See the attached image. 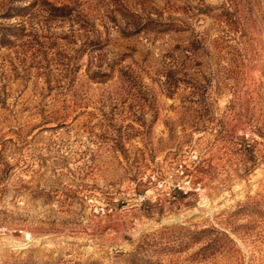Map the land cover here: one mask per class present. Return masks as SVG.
Instances as JSON below:
<instances>
[{"label":"rangeland","instance_id":"rangeland-1","mask_svg":"<svg viewBox=\"0 0 264 264\" xmlns=\"http://www.w3.org/2000/svg\"><path fill=\"white\" fill-rule=\"evenodd\" d=\"M0 264H264V0H0Z\"/></svg>","mask_w":264,"mask_h":264}]
</instances>
